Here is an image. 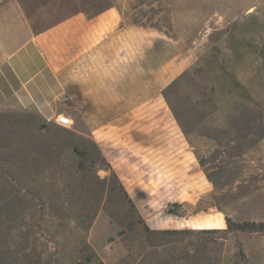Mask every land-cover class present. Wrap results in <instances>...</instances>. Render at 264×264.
<instances>
[{
    "label": "rangeland",
    "instance_id": "rangeland-1",
    "mask_svg": "<svg viewBox=\"0 0 264 264\" xmlns=\"http://www.w3.org/2000/svg\"><path fill=\"white\" fill-rule=\"evenodd\" d=\"M13 1L34 30L117 6L160 37L128 114L73 115L71 83L69 128L0 109V264H264L226 225L264 223V0Z\"/></svg>",
    "mask_w": 264,
    "mask_h": 264
},
{
    "label": "crops",
    "instance_id": "crops-1",
    "mask_svg": "<svg viewBox=\"0 0 264 264\" xmlns=\"http://www.w3.org/2000/svg\"><path fill=\"white\" fill-rule=\"evenodd\" d=\"M15 3L0 7V109L13 98L53 123L59 114L70 115L64 103L70 83L78 89L73 115L128 114L130 102L146 100L144 72L138 70L145 69V54L160 37L154 29L124 23L122 10L110 6L34 30ZM149 84L160 90L159 77Z\"/></svg>",
    "mask_w": 264,
    "mask_h": 264
},
{
    "label": "trees",
    "instance_id": "trees-1",
    "mask_svg": "<svg viewBox=\"0 0 264 264\" xmlns=\"http://www.w3.org/2000/svg\"><path fill=\"white\" fill-rule=\"evenodd\" d=\"M130 204H132L131 199H129ZM172 213V212H171ZM227 230L232 231H242V232H264V223L243 221L236 222L230 218L226 219Z\"/></svg>",
    "mask_w": 264,
    "mask_h": 264
},
{
    "label": "built area",
    "instance_id": "built-area-1",
    "mask_svg": "<svg viewBox=\"0 0 264 264\" xmlns=\"http://www.w3.org/2000/svg\"><path fill=\"white\" fill-rule=\"evenodd\" d=\"M55 123L63 128H69L73 124V120L64 114H59L55 120Z\"/></svg>",
    "mask_w": 264,
    "mask_h": 264
}]
</instances>
